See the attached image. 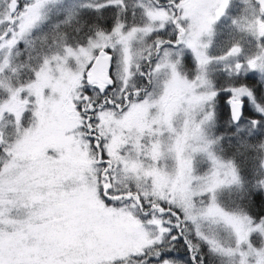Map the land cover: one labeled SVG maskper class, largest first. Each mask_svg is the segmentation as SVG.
<instances>
[{
	"label": "snow or ice",
	"instance_id": "obj_1",
	"mask_svg": "<svg viewBox=\"0 0 264 264\" xmlns=\"http://www.w3.org/2000/svg\"><path fill=\"white\" fill-rule=\"evenodd\" d=\"M261 173L264 0H0V264H264Z\"/></svg>",
	"mask_w": 264,
	"mask_h": 264
},
{
	"label": "trees",
	"instance_id": "obj_2",
	"mask_svg": "<svg viewBox=\"0 0 264 264\" xmlns=\"http://www.w3.org/2000/svg\"><path fill=\"white\" fill-rule=\"evenodd\" d=\"M228 30L229 32H233V30L227 27L225 30L222 29L221 33L217 34L214 50H212L213 53H220L222 50L227 49L230 46L232 40L228 39ZM220 132H224L225 135L224 139L217 144V148L223 156L234 158L235 163L240 170L239 174L241 179L239 180L238 185L233 186L228 191V194L232 193L233 201H229L228 195L227 198L226 196L221 195L219 202L227 209H236L237 207L247 205V200H242L241 198L251 189L252 180L255 177L250 176L249 174L256 169L257 162L252 154L238 146L237 140L227 133V129L223 125L215 126L214 133L218 135ZM261 174L263 175V173ZM253 211H259V209L253 208Z\"/></svg>",
	"mask_w": 264,
	"mask_h": 264
},
{
	"label": "rangeland",
	"instance_id": "obj_3",
	"mask_svg": "<svg viewBox=\"0 0 264 264\" xmlns=\"http://www.w3.org/2000/svg\"><path fill=\"white\" fill-rule=\"evenodd\" d=\"M77 2H78V0H77ZM57 11H58V5H56V4H54V5H51L50 6V10H49V15L53 18V19H55L56 18V15H57ZM236 12V9L234 8L233 9V13H235ZM231 15V14H230ZM228 23H229V18H225V20L218 26V28H217V33H221V30L222 29H226L227 27H228ZM227 26V27H226ZM222 27V28H221ZM219 28H220V30H219ZM229 28V27H228ZM230 29V28H229ZM66 30H68L69 32H71V29H66ZM231 30H233V29H231ZM228 32H229V30H228ZM240 35L241 34H238V33H236L234 30H233V32H229V34H228V39H230V40H232V42H233V40L234 39H238L239 37H240ZM250 38H248V37H246L244 40H242V43H244V45H245V48H248L249 47V44H248V40H249ZM231 42V43H232ZM231 45V44H230ZM212 50H214V45H213V47H212V49H211V54H213V55H218V54H220V53H213V51ZM216 50V49H215ZM213 67H219V65H213ZM207 135H208V137L209 138H215V136L217 135V134H215L214 133V131H215V126L214 127H209L207 130ZM215 134V135H214ZM190 143H192L193 145H196L198 142L197 141H195V140H193V141H190ZM212 150L218 155V156H220V157H222V158H224V159H229V158H227V157H225V156H223L221 153H220V151L218 150V148H217V144H215L214 146H213V148H212ZM195 159H196V167H197V170L198 171H200V172H203V171H206L207 170V168L210 166V161H209V159H208V157H207V154L205 153V152H197L196 153V156H195ZM263 175H264V173H263ZM239 184V181L238 182H233V183H225L224 185H222L218 190H217V197H218V200H220V196L221 195H224V196H226V198H227V195H228V199H229V201L231 202V201H233V196H232V193H229L228 194V191H229V189L230 188H232L233 186H235V185H238ZM220 203V202H219ZM221 204V203H220ZM223 206V205H222ZM224 207V206H223ZM255 209H259V208H257V207H254ZM218 264H219V262H218Z\"/></svg>",
	"mask_w": 264,
	"mask_h": 264
}]
</instances>
